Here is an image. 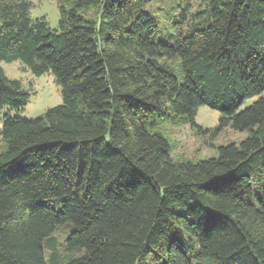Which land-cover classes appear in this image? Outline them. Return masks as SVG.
<instances>
[{
	"label": "trees",
	"instance_id": "1",
	"mask_svg": "<svg viewBox=\"0 0 264 264\" xmlns=\"http://www.w3.org/2000/svg\"><path fill=\"white\" fill-rule=\"evenodd\" d=\"M184 1L57 0L53 29L0 0V114L31 96L2 61L52 73L63 96L3 114L0 264H264V97L240 109L264 92V0H204L191 25ZM202 105L216 127L196 122ZM183 123L249 133L177 160L160 126Z\"/></svg>",
	"mask_w": 264,
	"mask_h": 264
},
{
	"label": "rangeland",
	"instance_id": "2",
	"mask_svg": "<svg viewBox=\"0 0 264 264\" xmlns=\"http://www.w3.org/2000/svg\"><path fill=\"white\" fill-rule=\"evenodd\" d=\"M30 2V16L33 19L44 18L49 26L53 29H57L59 26V8L57 0H29ZM189 4L191 9L188 12V25L197 23L198 17L196 13L202 11L206 3L204 0H185L183 6ZM160 3L152 4L148 7L153 12L157 20L161 21L162 29L159 31V36L167 37L170 33L167 26V22L163 18H159ZM167 9V8H164ZM165 11V10H164ZM178 14L175 15L174 21H178ZM188 26H184V30H188ZM6 74L10 78H16L21 80L24 89L30 93V100L26 106L17 110L5 108L0 114V131L3 125V114L8 111L11 115H20L23 117H36L42 115L50 107L63 103V96L61 88L56 82L54 75L50 72L42 75H35L31 70L24 66L20 60H14L12 62H1ZM260 96L264 97V92L261 95H256L245 99L240 109H244L253 102H255ZM220 112L217 109L211 108L208 105H202L198 108L196 114V122L204 128H214L219 124ZM160 129L166 134L173 145L172 156L174 159H191L201 160L207 157H213L217 155V147L225 145L231 142H240L247 135L248 131H239L232 128L231 125L226 126L220 131L216 137L210 134H199L190 123H183L181 125L163 124ZM57 209H61V206L54 203ZM74 226L71 223L64 225H58L54 231L53 236L57 238L59 242V250L65 255L71 251L64 249V241L73 232ZM48 249L46 248V251ZM49 255V251L47 252Z\"/></svg>",
	"mask_w": 264,
	"mask_h": 264
}]
</instances>
